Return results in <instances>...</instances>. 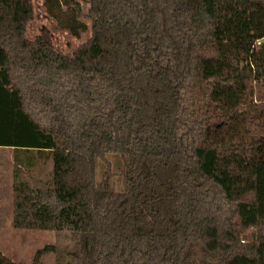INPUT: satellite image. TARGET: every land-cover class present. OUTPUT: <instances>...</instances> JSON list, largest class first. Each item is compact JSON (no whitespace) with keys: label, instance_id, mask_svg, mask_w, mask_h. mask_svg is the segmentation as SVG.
Wrapping results in <instances>:
<instances>
[{"label":"trees","instance_id":"16d2710c","mask_svg":"<svg viewBox=\"0 0 264 264\" xmlns=\"http://www.w3.org/2000/svg\"><path fill=\"white\" fill-rule=\"evenodd\" d=\"M34 1L0 0V146L53 161L45 188L14 172L15 228L75 243L30 264H264V0H44L91 23L72 53L28 35Z\"/></svg>","mask_w":264,"mask_h":264},{"label":"rangeland","instance_id":"374dc122","mask_svg":"<svg viewBox=\"0 0 264 264\" xmlns=\"http://www.w3.org/2000/svg\"><path fill=\"white\" fill-rule=\"evenodd\" d=\"M81 5L86 9L89 5V0H79ZM35 16L30 21L28 26V35L34 38L39 34L40 28L47 25L53 34L55 45L58 49L72 53L80 44L87 41L91 36V23L88 22V30H78L74 33L68 29H64L59 25V22L54 20L44 7V0L34 1ZM65 13L68 7L64 6ZM64 19V16L61 14ZM76 27V25H74ZM0 175L4 179L7 171L10 173L13 168V160L11 149H4L5 146H0ZM20 155L27 153L25 150H17ZM100 157V156H98ZM97 157V158H98ZM36 167L39 171L41 180L32 179V188H45L51 185L53 161L50 159L43 161ZM3 180V179H1ZM5 181V180H4ZM97 187L100 190L107 188L121 190L124 188V179L120 171L116 168L115 160L112 157L97 159ZM8 204L0 207V249L11 259L22 264H30L35 252L48 244H54L60 251L70 250L74 246L75 238L66 231H43V230H23L15 228L14 223L10 219L11 207L10 197ZM58 255L49 253L44 255L43 261L45 264H57Z\"/></svg>","mask_w":264,"mask_h":264},{"label":"crops","instance_id":"0c3cea01","mask_svg":"<svg viewBox=\"0 0 264 264\" xmlns=\"http://www.w3.org/2000/svg\"><path fill=\"white\" fill-rule=\"evenodd\" d=\"M3 148V147H0ZM4 149H11L12 156L9 157L13 160V168L10 173L7 171L5 179L3 175H0V207H4L5 203L6 205L9 203L8 202V197H10V207H11V215L10 219L13 222V213H14V184H15V176L14 172L17 171L18 177L21 180L27 181L28 184L32 187V180H29L31 177L33 180H41L39 177V171L37 170L36 167H38L42 161H38V159L35 161L34 166H28L26 165L27 161L30 160L29 153H25L20 155V153H17V159L16 160L14 156V148L13 147H6ZM50 162V160H48ZM3 179V180H1ZM5 180V181H4ZM1 214V213H0ZM14 223V222H13ZM14 226V225H13Z\"/></svg>","mask_w":264,"mask_h":264},{"label":"water","instance_id":"95a60500","mask_svg":"<svg viewBox=\"0 0 264 264\" xmlns=\"http://www.w3.org/2000/svg\"><path fill=\"white\" fill-rule=\"evenodd\" d=\"M111 190V189H110Z\"/></svg>","mask_w":264,"mask_h":264}]
</instances>
